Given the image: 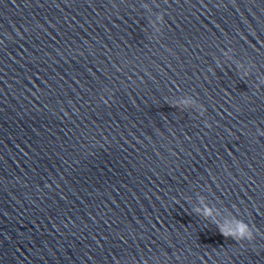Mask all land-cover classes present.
Instances as JSON below:
<instances>
[{
    "label": "clouds",
    "instance_id": "9594fccd",
    "mask_svg": "<svg viewBox=\"0 0 264 264\" xmlns=\"http://www.w3.org/2000/svg\"><path fill=\"white\" fill-rule=\"evenodd\" d=\"M157 22H163V14L157 15L156 21L154 23ZM157 31H159V29H157ZM240 66L242 67L243 65L241 64ZM245 75H247V73H245ZM241 78L243 79V77ZM260 85H264V80L258 81L257 88H259ZM184 103L185 105H188L190 101L186 100ZM204 111H206L205 108ZM205 126L209 128L211 127V125L208 124L206 121H205ZM201 203H203V199H201ZM194 211L197 214L204 216L205 219H210V222L215 224L219 232L226 238H231L236 242H243L246 240L252 241L255 239V232L253 226H250L244 220L237 218V216L235 215H234V220L220 223L213 218L214 217L213 209L206 204H204L202 208L201 207L195 208Z\"/></svg>",
    "mask_w": 264,
    "mask_h": 264
}]
</instances>
